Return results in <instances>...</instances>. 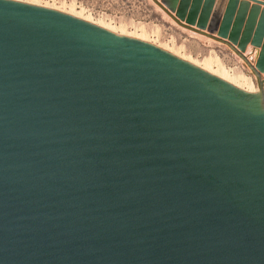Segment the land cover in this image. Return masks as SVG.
Returning a JSON list of instances; mask_svg holds the SVG:
<instances>
[{
  "label": "water",
  "instance_id": "1",
  "mask_svg": "<svg viewBox=\"0 0 264 264\" xmlns=\"http://www.w3.org/2000/svg\"><path fill=\"white\" fill-rule=\"evenodd\" d=\"M254 1L163 0L245 60L255 98L152 43L0 0V264H264Z\"/></svg>",
  "mask_w": 264,
  "mask_h": 264
},
{
  "label": "rangeland",
  "instance_id": "2",
  "mask_svg": "<svg viewBox=\"0 0 264 264\" xmlns=\"http://www.w3.org/2000/svg\"><path fill=\"white\" fill-rule=\"evenodd\" d=\"M25 1V0H24ZM40 4L74 9L98 25L113 28L117 32L142 35L156 45L169 48L186 59L201 65L212 64V69L231 74L243 80L245 87L257 86V79L245 61L227 44L197 32L186 25L176 10L164 4L163 0H33ZM264 7V0H258ZM253 4L255 1L250 0ZM176 17L175 20L164 8ZM196 29H201L193 25ZM207 31L206 28L202 29ZM260 46L247 44L246 57L255 65ZM264 78V73L262 75Z\"/></svg>",
  "mask_w": 264,
  "mask_h": 264
},
{
  "label": "bare ground",
  "instance_id": "3",
  "mask_svg": "<svg viewBox=\"0 0 264 264\" xmlns=\"http://www.w3.org/2000/svg\"><path fill=\"white\" fill-rule=\"evenodd\" d=\"M18 1H22V2H25V3H28V4H32V5H37V6L48 7V8H51V9L57 10V11H62V12H65V13H68V14H71V15H74V16H76V17H78V18L84 19V20H86V21H89V22H91V23H93V24H95V25H97V26H99V27H101V28H103V29H106V30H108V31H111V32H114V33H117V34H120V35H125V36L134 37V38H137V39H140V40H143V41H146V42H149V43H152V44L156 45L155 43L148 41V40H147L144 36H142V35L137 36V35H134V34H126L123 30H122V32H117V31L114 30L113 28H109V27H106V26H104V25H98V24H96L94 21H92L91 19H89V18L83 16L81 13L76 12L74 9L67 10V9H64V8H58V7H55L54 5H53V6H50V4H49V5H46V4L42 5V4H40L39 2H37V1H33V0H25V1H24V0H18ZM156 46H158V47H160L161 49L166 50V51L172 53L173 55H175V56H177V57H179V58H181V59H183V60H186V61H188V62L194 64L195 66H197V67H199V68H201V69H203V70H205V71H207V72H209V73L215 75L216 77L222 79L223 81L227 82L228 84L232 85L233 87H235L236 89H238L239 91H241L242 93H244V94H246V95H248V96H250V97H254V98H255V97H257V96L259 95V93H260V90H259V89H254L253 87H250V89H249V88H246V87H245V84H246L245 82H246V81L244 82V81L241 80V79H236V77H235L234 75L226 74V73L222 72V71L220 70V67H219L218 69H216V70H213V69H212V64L210 65V63H209V64H206V65H201V64H199L198 62H193L192 60L186 59L185 57L181 56L180 54L174 52L173 50H171V49H169V48L162 47V46H159V45H156ZM236 47H237V46H236ZM244 52H245V51H244ZM244 52H243V53H244ZM244 55L247 56L246 53H244ZM241 58H242V57H241ZM247 58H248V57H247ZM243 60H244V59H243ZM248 60H249V58H248ZM244 61H245V60H244ZM245 63H246V62H245ZM246 64H247V63H246ZM247 65H248V64H247ZM254 66H255V65H254ZM262 75H263V74H262ZM263 79H264V78H263ZM257 86H258V84H257ZM258 88H259V86H258ZM262 95H263V97H264V90H263Z\"/></svg>",
  "mask_w": 264,
  "mask_h": 264
}]
</instances>
